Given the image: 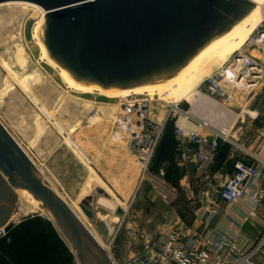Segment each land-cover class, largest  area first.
Instances as JSON below:
<instances>
[{
  "label": "rangeland",
  "instance_id": "obj_1",
  "mask_svg": "<svg viewBox=\"0 0 264 264\" xmlns=\"http://www.w3.org/2000/svg\"><path fill=\"white\" fill-rule=\"evenodd\" d=\"M5 4L7 5L0 7V120L33 161L40 163L43 153L45 156L47 150L59 141L70 148L75 141L80 147L77 138L64 133L52 117L58 118L61 115V120L65 122V126H61L69 131L70 118L82 108L59 95L53 85L57 87L58 83L65 88L66 84L56 69L40 59V48L34 38V31L41 12L22 4ZM217 69L215 64L211 72ZM206 86L207 79L189 99L180 102V107L190 112L192 109L201 111L223 105L220 117H215L212 111L206 121L218 131L227 133L231 141L237 140L244 144L255 138L257 130H262L263 134L264 120L252 117V113L264 110V84L251 101V95L239 93L233 100L219 105L199 92L205 93ZM67 87L65 90L75 97L77 103L83 102L89 118H93L91 122L105 119L110 133L120 113L118 100L102 96V101L98 93L80 94ZM166 97L167 94L162 96ZM146 98L151 118H165L168 113L171 115L161 128L143 181L142 170L133 155L136 167L135 196L128 203L117 201L127 210L121 226L118 228L112 224L113 221H121L110 210L104 209L103 214L88 219L77 208L84 223L103 243L102 247L107 248L111 242V253L120 261L143 249L142 236L145 234L156 235L168 226H179L197 232L205 230L209 220L206 205L219 203L216 188L220 183L215 179L205 180L206 176L197 173L193 165L180 164L177 151L181 140L176 134L179 115L171 112L173 99ZM235 116L236 120L232 122ZM205 117L202 114L201 118L206 119ZM118 142L131 151L129 137L123 135ZM156 181L171 188L168 196L159 189ZM17 195L16 208H23L26 212L19 219L11 220L4 234L0 233V264H76L78 260L73 247L49 220L51 215L41 207H35L29 197L20 193ZM105 212H111L110 216ZM22 223L24 226L19 228ZM135 230L139 235L137 238L133 235ZM55 236L62 245L55 241ZM255 264H264V254L259 256Z\"/></svg>",
  "mask_w": 264,
  "mask_h": 264
},
{
  "label": "water",
  "instance_id": "obj_2",
  "mask_svg": "<svg viewBox=\"0 0 264 264\" xmlns=\"http://www.w3.org/2000/svg\"><path fill=\"white\" fill-rule=\"evenodd\" d=\"M10 2L41 7L49 55L77 81L104 89L171 79L260 5L253 0H0ZM22 190L51 215L80 264H111L91 230L0 120V230L10 224ZM96 195L108 197L96 187L78 205L88 219L94 217Z\"/></svg>",
  "mask_w": 264,
  "mask_h": 264
},
{
  "label": "built area",
  "instance_id": "obj_3",
  "mask_svg": "<svg viewBox=\"0 0 264 264\" xmlns=\"http://www.w3.org/2000/svg\"><path fill=\"white\" fill-rule=\"evenodd\" d=\"M240 54V58L235 54L224 67L215 70L207 79L206 92H199L221 104L233 100L239 93L251 95V101L257 91L262 89L264 4L262 20ZM147 102L146 97L135 95L119 104L120 113L109 133V140L112 142H118L123 135L129 137L131 151L142 170V181L147 176L163 127V124L149 115ZM171 112L179 115L178 119L184 117L187 121L183 125L178 124V119L176 121V134L181 140L180 164L193 165L200 174L208 173L218 159L221 141L232 142L228 134L192 116L180 107V103H174ZM170 115L168 113L167 118ZM252 117L264 120V110L253 112ZM70 146L81 161L91 165L90 159L75 141ZM253 159L252 163L236 161L232 174L216 188L218 200L230 208L238 209V219H231L225 224H211L219 215L220 207L210 203L206 205L209 220L205 230L197 232L179 226H168L156 235L145 234L142 236L143 249L123 261L111 253L110 242L105 251L111 264H255L257 257L264 253V230L254 240H249L243 232L247 223L260 219V210L264 207V157L254 155ZM156 183L168 196L171 188L163 182ZM242 203L246 208H238ZM126 213L125 209L123 217ZM7 227L1 229L0 233L4 234ZM133 235L135 238L139 236L137 230Z\"/></svg>",
  "mask_w": 264,
  "mask_h": 264
},
{
  "label": "crops",
  "instance_id": "obj_4",
  "mask_svg": "<svg viewBox=\"0 0 264 264\" xmlns=\"http://www.w3.org/2000/svg\"><path fill=\"white\" fill-rule=\"evenodd\" d=\"M65 86L67 87V85ZM53 87H55L61 97L66 100H71L74 104H79L82 108V110L74 112L72 115L73 117L70 118L71 122L68 124L69 131H66L61 126V124L65 126V122L60 118L61 115L58 118L56 116L52 117V120L62 128L64 133L70 136L73 135L77 138L83 153L90 159L91 165H87L83 161H80L81 159H79L77 154L70 147L65 145V143H61V141L52 145L50 150H47L45 156L43 153L40 163L36 162L35 165L44 178L46 179L47 177L46 180L49 181L53 190L56 191L63 200H67V203H69L72 209L74 208L77 210L79 207L76 208L74 204L78 206L96 187L103 189L108 194V197L101 195L95 196L94 217L92 219H94L95 216L97 217L103 214L104 209H106L112 211V215H116L121 221L123 213L119 215L118 210L121 209L122 212H124L126 208L119 205L117 201L128 203V201L135 196L136 167L133 154L123 143L109 140V127L104 118L103 121L105 122L92 123L91 120L93 118H89V113L85 111L83 107L85 105L82 101L77 103L75 97L69 95L68 91L58 84L57 87L54 85ZM70 96L73 99H70ZM60 108L61 107L58 108V112ZM63 111L65 110L63 109ZM233 118L232 122L236 120V116ZM256 133L257 135L253 140H247L244 144L239 143L237 140L228 142L225 145L222 144L215 165L208 173L202 174L206 176L205 180L215 179L221 185L232 174L236 161L243 160L252 163L254 162V155L264 157V132L262 134V130L260 132L257 130ZM31 159L33 160V158ZM45 171H47V174ZM105 199L109 200L106 201ZM218 201L219 203L213 202V204L220 207V213L214 218L213 225L225 224L231 219H238V213L240 212L237 208H230L220 200ZM238 208L244 209L246 206L242 203ZM106 213L107 212L104 214ZM110 214L111 212H108L106 215L110 216ZM49 220L54 224L56 230L62 236L63 234L57 227L55 221L52 218H49ZM112 224H115V227L119 228L122 221H113ZM263 230L264 207L260 210V219L247 223L243 228V232L249 240H254L259 237ZM258 258L259 256L257 259Z\"/></svg>",
  "mask_w": 264,
  "mask_h": 264
},
{
  "label": "bare ground",
  "instance_id": "obj_5",
  "mask_svg": "<svg viewBox=\"0 0 264 264\" xmlns=\"http://www.w3.org/2000/svg\"><path fill=\"white\" fill-rule=\"evenodd\" d=\"M253 1L259 3L260 5L254 9H252L242 20L238 21L232 28H230L223 35H221L220 37H218V38L210 41L208 44H206L193 57V59L179 73H177L174 77H172L171 79H169L165 82L159 83V84L136 86V87L131 88V89H116V88L104 89L100 86L84 84V83L74 79L66 71V69H64L63 67H60L56 63V61L49 55L48 50L44 44V28H45V14H46L45 11L41 7H39L38 5L32 4V3H27V2H13V3H8V4L9 5L10 4H22L25 6L33 7V8H35L41 12V18L37 22L36 27H35V31H34V38L37 42V45L40 48V59L45 61L52 68L56 69L58 71V74L61 77L62 81L70 89H72L74 92L80 93V94L98 93L99 95H101V100H102V96H104V97L110 98V99H117L120 104L121 103L123 104V102L127 101L129 97L135 96V95L146 96L149 98V100H153V99H155V97H158V100L159 99L160 100H162V99H164V100L165 99H173L174 103H180V102H183V101H186L187 99H189L197 91V89L200 87V85L202 83H204L205 80L210 77V74L212 73L211 72L212 66L216 64L218 66V69L224 67L233 55H235L237 52H240L243 49V47L247 43L248 39L256 31L258 24L262 20V5L264 4V0H253ZM2 5H7V4H0V7ZM26 80H28V79H26ZM164 94H167L166 98H162V96H164ZM222 107H223V105H221L220 107H215L212 109L208 108V109H204L201 111L192 109L190 111V114L192 116H195L199 120H202L204 123H208L206 121L208 119L207 116H209L210 113L213 111L214 112L213 115L215 117H220L222 115ZM201 113L203 114V116H206L205 117L206 119L201 118L202 117ZM166 118H167V116L165 118L158 117V118H156V120L160 124H164V122L166 121ZM186 122L187 121L185 120L184 117H180L178 119L179 125L186 124ZM223 133H225V132H223ZM225 134H227V133H225ZM78 148L80 149V147H78ZM35 164H36V162H35ZM93 175H95V174H93ZM46 179H47V177H46ZM89 189H90V187H89ZM17 193H20V195H25V196L29 197V199L31 200V203L35 207H38V208L41 207V203L39 201H37L28 191L22 190V191L17 192ZM105 200L108 201L109 199H105ZM66 202H67V200H66ZM74 206L77 208V206L75 204H74ZM74 211L77 213V215L82 220V215L80 214V212L78 210H75V209H74ZM25 212L26 211L23 208L17 209V211L12 216L11 220L19 219L20 217H22V215ZM94 237L96 238L98 243L101 246H103V243L98 238V236L96 235Z\"/></svg>",
  "mask_w": 264,
  "mask_h": 264
},
{
  "label": "trees",
  "instance_id": "obj_6",
  "mask_svg": "<svg viewBox=\"0 0 264 264\" xmlns=\"http://www.w3.org/2000/svg\"><path fill=\"white\" fill-rule=\"evenodd\" d=\"M222 144H227L226 142H223V141H221V143H220V146L222 145ZM178 152V154H179V150L177 151ZM24 226V223H22L21 225H20V227L19 228H22ZM25 230V229H24ZM55 241H57V243H59L60 245H62V243H61V241L58 239H56V236H55Z\"/></svg>",
  "mask_w": 264,
  "mask_h": 264
}]
</instances>
